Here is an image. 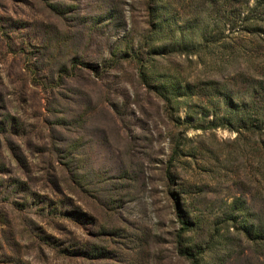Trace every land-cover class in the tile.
Here are the masks:
<instances>
[{"label":"rangeland","instance_id":"rangeland-1","mask_svg":"<svg viewBox=\"0 0 264 264\" xmlns=\"http://www.w3.org/2000/svg\"><path fill=\"white\" fill-rule=\"evenodd\" d=\"M0 264H264V0H0Z\"/></svg>","mask_w":264,"mask_h":264},{"label":"trees","instance_id":"trees-1","mask_svg":"<svg viewBox=\"0 0 264 264\" xmlns=\"http://www.w3.org/2000/svg\"><path fill=\"white\" fill-rule=\"evenodd\" d=\"M156 29L159 30V29H162V28H159L158 25H156ZM158 30H157V31H158ZM157 31H156V32H157ZM178 90H179V89H177L176 87H173L171 91H172V93L174 94V93H176V92H179ZM166 92H167V91H166ZM165 95H166L167 98L169 99V95H168V93H165ZM165 95H164V96H165ZM166 96H165V97H166Z\"/></svg>","mask_w":264,"mask_h":264}]
</instances>
